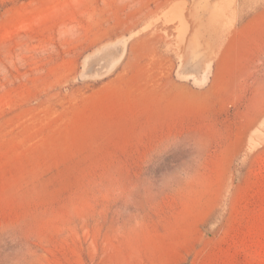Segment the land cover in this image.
I'll use <instances>...</instances> for the list:
<instances>
[{"label":"rangeland","instance_id":"374dc122","mask_svg":"<svg viewBox=\"0 0 264 264\" xmlns=\"http://www.w3.org/2000/svg\"><path fill=\"white\" fill-rule=\"evenodd\" d=\"M0 264H264V0H0Z\"/></svg>","mask_w":264,"mask_h":264}]
</instances>
